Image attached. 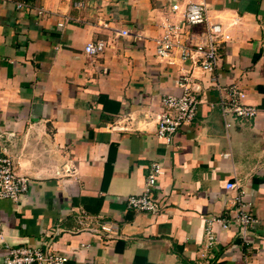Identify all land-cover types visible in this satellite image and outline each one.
I'll use <instances>...</instances> for the list:
<instances>
[{
    "label": "crops",
    "instance_id": "1",
    "mask_svg": "<svg viewBox=\"0 0 264 264\" xmlns=\"http://www.w3.org/2000/svg\"><path fill=\"white\" fill-rule=\"evenodd\" d=\"M193 1L0 0V157L31 180L18 201H0L7 245L49 247L68 264H264V0H208L230 35L212 72L157 54L163 22L183 18L172 5ZM183 74L201 103L168 143L156 134L161 99L181 92ZM231 83L255 119L223 114L219 87ZM155 161L162 210L129 209ZM243 209L254 219L244 232Z\"/></svg>",
    "mask_w": 264,
    "mask_h": 264
},
{
    "label": "built area",
    "instance_id": "2",
    "mask_svg": "<svg viewBox=\"0 0 264 264\" xmlns=\"http://www.w3.org/2000/svg\"><path fill=\"white\" fill-rule=\"evenodd\" d=\"M23 4H19L21 7ZM78 7L83 2H76ZM173 12L177 15L182 12V19L166 18L162 24L163 32L156 40L157 54L162 57H170L176 51L180 52L183 59L192 60L195 66L204 72L215 71L219 67L221 48L223 42L230 39L229 34L223 32L222 26L211 22L209 16L208 0H198L187 4L181 11L180 5H172ZM130 29H124L120 34L130 35ZM105 49V42H90L86 45L89 55H97ZM181 92L179 94H165L161 102L163 109L157 120L156 134L166 142H172L176 134L187 125L192 124L198 113L201 103L199 97L200 88L194 82L192 74H183L179 79ZM228 97L221 93L218 100L223 114L235 119L253 120L259 113V108L248 102V95L237 83H231L225 88ZM163 174L160 162H152L145 178V191L141 194L127 197L128 208L137 212H149L156 214L162 210L163 202L155 194L159 186L158 180ZM30 178L19 174L13 160L8 157H0V201H18L28 191ZM237 187L236 182H228L227 188ZM213 218L212 221H215ZM235 222L241 225L243 232L254 221L253 216L243 209V212L235 217ZM210 222L206 225L207 236L213 240V229ZM101 231L108 237L117 234V227L113 223L102 222ZM100 231V232H101ZM0 242L6 243L5 235L0 229ZM7 253L3 264H68V257L62 253L55 252L49 247H36L32 245H7Z\"/></svg>",
    "mask_w": 264,
    "mask_h": 264
},
{
    "label": "trees",
    "instance_id": "3",
    "mask_svg": "<svg viewBox=\"0 0 264 264\" xmlns=\"http://www.w3.org/2000/svg\"><path fill=\"white\" fill-rule=\"evenodd\" d=\"M261 89L264 91V88L261 87Z\"/></svg>",
    "mask_w": 264,
    "mask_h": 264
}]
</instances>
